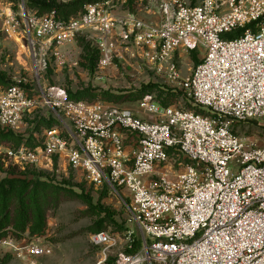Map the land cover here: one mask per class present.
Instances as JSON below:
<instances>
[{
  "label": "built area",
  "instance_id": "2783aa9c",
  "mask_svg": "<svg viewBox=\"0 0 264 264\" xmlns=\"http://www.w3.org/2000/svg\"><path fill=\"white\" fill-rule=\"evenodd\" d=\"M0 29L27 41L33 65L31 81L0 85V129L22 135L35 113L58 122L34 134V146L11 150V165L53 171L57 161L128 194L140 247L91 234L101 264H264V148L233 131L264 125V0H95L68 21L56 11L37 17L25 0L19 10L0 2ZM78 37L97 49L98 71L119 61L166 72L198 111L165 108L151 95L135 109L75 102L44 88L51 57ZM199 51L200 64L181 80L174 58ZM0 250L38 264L54 249L9 234Z\"/></svg>",
  "mask_w": 264,
  "mask_h": 264
},
{
  "label": "rangeland",
  "instance_id": "374dc122",
  "mask_svg": "<svg viewBox=\"0 0 264 264\" xmlns=\"http://www.w3.org/2000/svg\"><path fill=\"white\" fill-rule=\"evenodd\" d=\"M0 2L6 6L7 4L12 5L13 9L19 10L22 0H0ZM28 11L37 17H43L48 14L40 16L36 10L28 9ZM81 12L79 11L76 16ZM59 52L61 59L56 56L51 57L50 66L42 83L44 88H60L65 90L68 95H76L87 90L92 91L98 97L104 93H109L110 96L114 97L113 101H105L98 98L93 102L88 101L85 103H101L135 109L138 107L141 98L147 95L145 94L147 92L146 87L155 86L156 88L148 91L153 92V95H158L160 92L170 93L173 96L171 97L173 98L172 107L198 111L193 106L190 98L180 90L178 84L167 78L166 72L159 73L154 70L141 69L133 62L121 64V62L117 61L114 62L113 67L110 69L103 71H98L97 69L95 74L88 73L82 65L86 62L83 60V49L77 39L74 43L62 47ZM195 58L198 62H201L203 53L199 51L195 56L192 53H181L174 58V62L180 71L181 80L187 79L192 74L196 67ZM0 71L6 73L12 83L20 79L32 80L33 65L27 41L23 40V42L18 43L9 40L6 33L1 29ZM143 94L145 95L143 96ZM37 116L40 119H46L35 113L26 118L22 128L24 132L21 136L30 138L32 140L31 146L36 143L33 135L37 134L41 137L46 129L45 127L34 129L33 121ZM49 119L51 117L46 120ZM234 130L240 137L250 141L255 146L264 148L263 124L260 125L254 122L237 123L234 125ZM11 147L12 144L10 143H0V182L7 176L22 177L25 171L34 170L33 167H28L23 172L13 167L8 155L13 150ZM49 173L54 183L60 184L66 180L71 181V185L68 186L69 189L78 193L83 189L92 198L94 207L108 209L114 213L116 225L108 224L106 232L119 238L124 245L133 242L134 250L139 249L141 232L138 225L131 221V215L128 210L130 202L126 192L120 196L114 195L105 184L98 187L91 184L83 172H77L69 168L64 171L59 167L57 161L53 171ZM65 187L67 188V186ZM48 197L50 199L45 207L47 217L46 232L41 237L33 238L40 239L44 244L52 246L54 250L51 256H44L38 259V264H101L103 260L102 250L90 243V235L92 234L90 228L104 214L100 217L95 215L96 212L91 210L84 201L72 197L63 191L54 193L50 191ZM129 233H132L131 238ZM127 254H131V251L129 250ZM115 263L116 260L114 259H110L107 262V264ZM0 264L21 263L6 251L0 250Z\"/></svg>",
  "mask_w": 264,
  "mask_h": 264
},
{
  "label": "trees",
  "instance_id": "16d2710c",
  "mask_svg": "<svg viewBox=\"0 0 264 264\" xmlns=\"http://www.w3.org/2000/svg\"><path fill=\"white\" fill-rule=\"evenodd\" d=\"M95 0H75L72 3H59L57 0H26L28 9L36 10L38 14L44 15L56 11L60 20L68 21L76 17L79 11L83 10L84 5ZM242 31L228 35V38H235L240 35ZM80 46L83 49V60L86 62L83 68L91 74H95L99 63V53L84 37H78ZM197 52H192L195 56ZM196 60V67L200 64ZM195 67V68H196ZM0 85L9 88L13 85L9 76L0 71ZM147 95H153L149 89L156 88L155 86L146 87ZM143 94V96L145 95ZM69 98L75 102H93L96 99L105 101H113L114 97L109 93H104L101 96L95 95L92 91L87 90L79 92L76 95L69 94ZM154 98L161 104V106L171 107L173 101L170 93L160 92L158 95H153ZM142 99V98H141ZM87 100V101H85ZM34 129L45 127L46 129L54 128L58 122L51 118L49 120L40 119L39 116L33 121ZM256 123V122H254ZM234 133L236 134L234 128ZM239 136V135H238ZM12 144L13 150L20 149L24 145L31 146L32 140L30 138L17 135L13 132H5L0 129V143ZM34 146V145H32ZM34 168V167H33ZM34 168L29 169L23 173L22 177L7 176L0 182V239L7 237L9 234L16 238H22L26 235L29 237H41L45 234L47 229L46 205L49 202V192L63 191L72 197L78 198L87 204L96 212L95 215L102 216L90 228L92 234L106 232L108 224L116 225L114 220V213L108 209H100L94 207L93 200L85 193L83 189L78 193L69 189L71 181H65L60 184L54 183L51 178L50 171H44ZM53 180V181H52ZM67 186V188L65 187Z\"/></svg>",
  "mask_w": 264,
  "mask_h": 264
}]
</instances>
